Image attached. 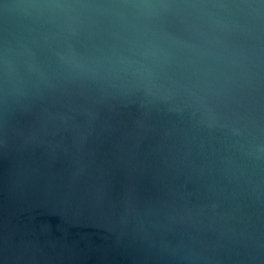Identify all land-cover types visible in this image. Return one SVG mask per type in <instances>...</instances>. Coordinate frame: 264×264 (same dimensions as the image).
I'll list each match as a JSON object with an SVG mask.
<instances>
[{
	"label": "water",
	"instance_id": "95a60500",
	"mask_svg": "<svg viewBox=\"0 0 264 264\" xmlns=\"http://www.w3.org/2000/svg\"><path fill=\"white\" fill-rule=\"evenodd\" d=\"M0 264H264V0H0Z\"/></svg>",
	"mask_w": 264,
	"mask_h": 264
}]
</instances>
